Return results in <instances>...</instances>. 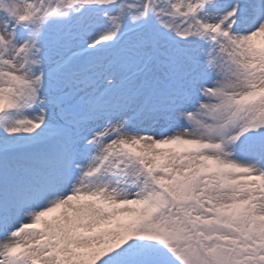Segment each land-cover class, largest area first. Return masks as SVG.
<instances>
[{
	"label": "snow or ice",
	"instance_id": "obj_1",
	"mask_svg": "<svg viewBox=\"0 0 264 264\" xmlns=\"http://www.w3.org/2000/svg\"><path fill=\"white\" fill-rule=\"evenodd\" d=\"M0 264H264V0H0Z\"/></svg>",
	"mask_w": 264,
	"mask_h": 264
}]
</instances>
